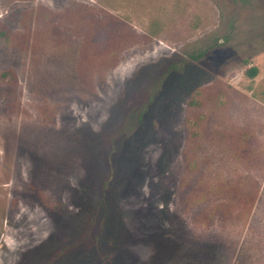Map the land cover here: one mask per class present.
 Returning a JSON list of instances; mask_svg holds the SVG:
<instances>
[{
  "label": "rangeland",
  "instance_id": "374dc122",
  "mask_svg": "<svg viewBox=\"0 0 264 264\" xmlns=\"http://www.w3.org/2000/svg\"><path fill=\"white\" fill-rule=\"evenodd\" d=\"M0 264H264V0H0Z\"/></svg>",
  "mask_w": 264,
  "mask_h": 264
},
{
  "label": "trees",
  "instance_id": "16d2710c",
  "mask_svg": "<svg viewBox=\"0 0 264 264\" xmlns=\"http://www.w3.org/2000/svg\"><path fill=\"white\" fill-rule=\"evenodd\" d=\"M247 73L254 77L258 73V68L257 67H251L249 70H247Z\"/></svg>",
  "mask_w": 264,
  "mask_h": 264
}]
</instances>
